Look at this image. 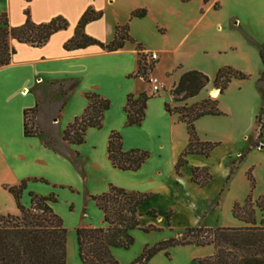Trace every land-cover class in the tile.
Segmentation results:
<instances>
[{
    "label": "crops",
    "instance_id": "0c3cea01",
    "mask_svg": "<svg viewBox=\"0 0 264 264\" xmlns=\"http://www.w3.org/2000/svg\"><path fill=\"white\" fill-rule=\"evenodd\" d=\"M190 1L0 0V14L5 12L12 26L23 23L25 10L29 11L36 23L47 22L55 16L64 17L68 23L65 29L53 33L40 46L11 40L15 53L7 64L0 66L2 193L10 198L11 194L4 186L18 185L26 180L21 199L26 202L30 192L52 196L50 206L63 219L66 228L74 230L80 226L104 224L103 213L92 196L106 191L109 184L154 195L138 206L141 226L153 224L168 227V212L169 226L179 230L199 223L207 227L240 224L232 216L231 208L233 202L242 201L243 194L232 191L237 181L236 173L227 179L229 162L235 161L249 147L264 152L263 144L252 146L255 139L264 143V108L260 107L259 111L263 123L262 135L258 138L256 114L253 144L248 145L238 143L241 136L231 135L232 131L238 132L229 122H225L228 120H224L226 113L223 110L219 109V115H204L196 119L194 125L199 138L217 141L218 144L208 156L188 154L179 173L175 171L176 160L187 145L188 134L185 123L179 120L177 114L165 110V103L170 106L192 105L208 96L219 99L222 95L214 88L211 78L196 96L186 100L175 101L170 94L180 75L195 68L178 61L169 65L164 62L165 55L174 53L184 40L183 27L188 15L183 9ZM216 1L218 8L214 6ZM87 8L102 13L98 19L85 24L83 31L88 36L108 43L114 36L115 25L128 23L130 36L142 45L143 51L157 54L154 67L149 72L159 80L157 92L151 91L146 78L134 76L138 69L139 53L133 42L126 41L123 47L114 51H107L98 45L70 50L63 47L74 34ZM136 8L146 9V15L131 17V11ZM219 8V0H208L205 4L201 0L199 14L201 16L207 10ZM228 19L229 31H243L241 18L231 15ZM241 33L244 34V31ZM252 39L253 44L247 43L245 38L244 42L255 46L258 54L262 42ZM261 70L262 65L256 76L255 84L258 87L262 82H258ZM68 79L75 82L72 92L64 96L56 91L45 104L48 119L38 123L43 135L60 139L67 124L79 116L88 104L87 92L107 98L110 106L104 111L101 127H89L84 142L66 144L68 151L63 154L45 145L42 136H25L23 122L25 109L40 106V96L36 93L39 88L48 83H64ZM65 87L68 88L66 84ZM143 92L149 95L145 116L140 125L126 126L123 109L126 96L128 93L138 95ZM56 105L59 106L54 110L53 106ZM112 130L121 133L123 150L139 148L149 152V157L139 169L120 170L113 167L107 157V141ZM193 167H205L211 174L204 186L192 181ZM150 209L156 211V216L147 213ZM17 213L16 209L9 214ZM188 249V252L183 251L182 261L172 264H199L197 258L211 254L208 250ZM115 256H118L117 253Z\"/></svg>",
    "mask_w": 264,
    "mask_h": 264
},
{
    "label": "trees",
    "instance_id": "16d2710c",
    "mask_svg": "<svg viewBox=\"0 0 264 264\" xmlns=\"http://www.w3.org/2000/svg\"><path fill=\"white\" fill-rule=\"evenodd\" d=\"M205 4L208 0H202ZM25 19L17 26L10 25L5 12L0 14V66L7 64L15 53L11 40L30 43L40 46L47 42L49 37L67 27V20L62 16H55L47 22H34L28 10H25ZM147 13L144 8L131 11V17H143ZM101 11L87 8L81 15L71 38L63 47L66 50L84 48L88 45H98L107 51H114L123 47L126 41L135 43L139 53L138 69L134 76L147 79L154 63L146 61L142 45L136 42L129 34V25L116 24L114 36L108 43H103L84 33L86 23L98 19ZM249 44L254 40L245 34ZM259 58L262 70L258 82L264 80V41L259 45ZM247 75L232 66L220 67L212 79L214 88L222 94L232 79H245ZM210 78L202 71L189 69L184 71L178 81L170 89L175 101H183L196 96L209 83ZM65 84L68 88L65 87ZM74 79L57 84L55 91L64 96L72 92ZM88 104L83 112L69 122L60 139L43 135L42 131L29 124L27 113L34 112L36 106L24 110L23 133L25 136H42L45 145L55 151L67 154L66 144H81L84 142L85 132L89 127L100 128L104 111L109 108L110 101L95 92H87ZM149 95L128 93L123 109L126 113V126L140 125L144 116ZM170 114H177L179 120L186 125L188 142L185 149L179 154L175 171L186 163L188 154L208 156L217 145L214 141H203L197 135L194 121L204 115H219L218 99L206 97L192 105L170 106L164 105ZM264 108V103L261 109ZM258 123V138L262 135L263 123L261 114L256 115ZM122 136L117 130H112L107 141V157L113 167L120 170H137L149 157L147 150L132 148L122 149ZM258 145V140L254 142ZM245 157L241 153L234 166H229L227 179L234 173L237 164ZM76 164V163H75ZM78 167V166H77ZM211 178L205 167L192 168V181L204 186ZM251 187L254 180L248 171ZM26 187V180L18 185L4 186L13 196L17 214H0V264H66L67 229L63 219L52 209L49 202L52 196H41L29 193V205L21 203V195ZM151 193L128 190L109 184L108 189L100 194L93 195L96 206L103 213V225L80 226L75 228L78 256L84 264H119L111 253L114 247L128 248L134 239L131 230L138 228L145 232L159 230L157 226L140 225L138 206L143 201L153 197ZM259 211L262 217L257 220ZM148 214L156 216V211L150 209ZM232 216L243 223L239 227L214 226L207 227L202 223L186 227L175 237L159 241L152 246H146L130 264H149L150 258L160 250H165L177 244H193L197 246L213 245V253L209 256L197 258L199 264H262L264 263V193L255 200L250 195L243 202L235 201L231 208ZM170 212L167 214L169 226ZM166 254L168 252L166 251Z\"/></svg>",
    "mask_w": 264,
    "mask_h": 264
},
{
    "label": "rangeland",
    "instance_id": "374dc122",
    "mask_svg": "<svg viewBox=\"0 0 264 264\" xmlns=\"http://www.w3.org/2000/svg\"><path fill=\"white\" fill-rule=\"evenodd\" d=\"M219 2V9L207 10L201 16L199 14L201 0H191L184 5L183 11L190 20L187 21L188 19H185L187 23L184 22V40L174 53L165 55L164 62L169 65L174 61H178L184 66H194L195 68L193 69L200 70L199 68H201L211 79H213L220 67L226 65L240 68L246 72L247 78L232 79L229 82L227 88L218 99V107L226 113L224 120L228 121L225 122H229L233 130L238 132L237 134L232 131L231 135L233 137L234 135L236 137L241 136L238 143L248 145L252 143V136L256 128L255 115L259 113L260 107L264 103V80L259 87L255 84L256 76L261 69V62L256 47L247 45L244 42V38H246V34L254 38L258 43L264 41V0H219ZM214 6L218 8L217 1ZM201 11H204V7L201 8ZM231 15L241 18V28L244 34L241 33L243 31H229L228 18ZM230 23L232 24V22ZM165 24L167 25L168 23ZM233 46L235 48H231ZM56 87L57 84L48 83L36 92L40 96V106L34 112L27 113L29 124L32 123L40 129L38 123L47 121L49 113L45 104L57 93L55 91ZM58 106H53V109L55 110ZM243 136L246 138L244 139ZM262 144L264 145L259 139L257 146ZM263 145L262 148L264 147ZM252 146L255 147L254 144ZM250 149L249 147L242 152L245 153L246 157L237 164L236 172H234V174L236 173L237 184L232 187V191L237 194L242 192L243 198L241 202L248 195L255 200L264 193V152L256 148ZM234 165V162H229V166ZM248 171H250L254 180L252 187L248 178ZM29 200L30 197L26 202H24L23 198L20 201L23 205L28 206ZM16 209L13 196L11 195L9 198L0 191V214H9ZM261 217V213L257 211V220ZM239 223L235 224V226H220L239 227L243 225L241 221ZM158 228L160 229L148 232L138 228L132 229L131 235L134 239L132 245L128 248L114 247L111 249L112 255L119 264H130L144 247L175 237L179 231L184 229H174L170 226ZM188 248L208 250L211 254L214 250L213 245L177 244L155 253L150 258L149 264H172L182 261L183 251L188 252ZM166 251L168 254H166ZM116 253L118 256H115ZM66 264H84L78 256L75 230L72 228L67 229Z\"/></svg>",
    "mask_w": 264,
    "mask_h": 264
},
{
    "label": "built area",
    "instance_id": "2783aa9c",
    "mask_svg": "<svg viewBox=\"0 0 264 264\" xmlns=\"http://www.w3.org/2000/svg\"><path fill=\"white\" fill-rule=\"evenodd\" d=\"M145 55H146V61L148 63H154L157 59V54L154 52H145ZM147 82L149 83L152 92H157L159 90L160 83L157 77L148 74Z\"/></svg>",
    "mask_w": 264,
    "mask_h": 264
}]
</instances>
